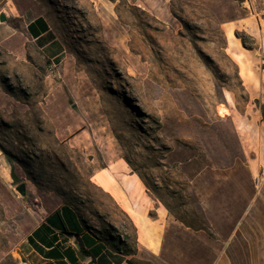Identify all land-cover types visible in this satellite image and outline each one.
Listing matches in <instances>:
<instances>
[{"label":"rangeland","instance_id":"374dc122","mask_svg":"<svg viewBox=\"0 0 264 264\" xmlns=\"http://www.w3.org/2000/svg\"><path fill=\"white\" fill-rule=\"evenodd\" d=\"M1 1L12 31L0 43V264L27 260V236L64 204L155 264L226 255L264 264V176L249 169L264 147L253 119L264 105L250 100L227 51L233 28L256 45L241 30L254 9L243 0ZM36 15L65 46L59 62L27 34ZM136 219L150 223L140 235Z\"/></svg>","mask_w":264,"mask_h":264},{"label":"crops","instance_id":"0c3cea01","mask_svg":"<svg viewBox=\"0 0 264 264\" xmlns=\"http://www.w3.org/2000/svg\"><path fill=\"white\" fill-rule=\"evenodd\" d=\"M255 16L241 20V30L252 36L257 42L253 48H247L234 34L236 28L228 34V55L238 70L240 82L247 92L250 100L264 105V0H254ZM0 2H2L0 0ZM5 11L0 9V13ZM22 11L13 17H21ZM27 34L36 47L51 62H59L65 54V46L51 25L43 15H36L26 24ZM12 31V27L6 23H0V43L5 35ZM233 35V38L231 37ZM253 118L259 132H262L264 122L257 111ZM238 130L241 131L245 147L248 153L258 151V141L249 142L248 129L243 118L236 119ZM249 169L252 175L264 176V147L258 152V157L249 161ZM106 184L112 186L113 192H109L116 199L122 210L130 214L124 206L122 193L117 183L110 178ZM102 187L105 188L101 184ZM135 227L140 235L150 223L146 219H136ZM143 236V235H142ZM26 256L28 264H155L150 258L140 255H127L120 250L115 243L107 242L92 230L88 229L79 218L72 206H61L43 219L27 236ZM217 264H231L226 255L221 257Z\"/></svg>","mask_w":264,"mask_h":264},{"label":"water","instance_id":"95a60500","mask_svg":"<svg viewBox=\"0 0 264 264\" xmlns=\"http://www.w3.org/2000/svg\"><path fill=\"white\" fill-rule=\"evenodd\" d=\"M8 20V17L4 13H0V23H6ZM17 191L20 193L22 197H26V185L21 184L17 187ZM22 264H28V261L26 259H22ZM88 264H93V262H89Z\"/></svg>","mask_w":264,"mask_h":264},{"label":"trees","instance_id":"16d2710c","mask_svg":"<svg viewBox=\"0 0 264 264\" xmlns=\"http://www.w3.org/2000/svg\"><path fill=\"white\" fill-rule=\"evenodd\" d=\"M242 42L244 43V45H245V42L242 40ZM262 121L264 122V112H263V114H262ZM14 169V168H13ZM12 169V170H13ZM14 171H12V176L15 178V176H14V173H13ZM62 206H71V205H68V204H64V205H62ZM77 212V211H76ZM77 214H78V212H77ZM78 216H79V214H78ZM79 218L81 219V217L79 216ZM81 221H82V219H81ZM83 222V221H82ZM83 224H84V222H83ZM85 225V224H84ZM86 226V225H85ZM102 238V237H101ZM103 239V238H102ZM104 240H106V239H104ZM115 240H117L118 242H121V239H120V237H117ZM107 242H110L109 240H106ZM114 241V240H113ZM120 250H122L118 245H116ZM125 254H127V255H132V253H129L128 251H124V250H122Z\"/></svg>","mask_w":264,"mask_h":264},{"label":"built area","instance_id":"2783aa9c","mask_svg":"<svg viewBox=\"0 0 264 264\" xmlns=\"http://www.w3.org/2000/svg\"><path fill=\"white\" fill-rule=\"evenodd\" d=\"M255 1L254 0H243L242 5L247 9L251 10L254 7ZM262 22L264 24V16L262 18Z\"/></svg>","mask_w":264,"mask_h":264},{"label":"bare ground","instance_id":"6f19581e","mask_svg":"<svg viewBox=\"0 0 264 264\" xmlns=\"http://www.w3.org/2000/svg\"><path fill=\"white\" fill-rule=\"evenodd\" d=\"M222 114L223 113H225V114H227V110H222V112H221ZM147 248V247H146ZM153 248V247H152Z\"/></svg>","mask_w":264,"mask_h":264}]
</instances>
